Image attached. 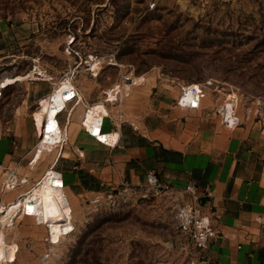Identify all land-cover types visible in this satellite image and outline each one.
Listing matches in <instances>:
<instances>
[{"label": "rangeland", "instance_id": "374dc122", "mask_svg": "<svg viewBox=\"0 0 264 264\" xmlns=\"http://www.w3.org/2000/svg\"><path fill=\"white\" fill-rule=\"evenodd\" d=\"M2 76L0 98L9 84L18 97L28 82L50 80L57 86L45 90L62 100L75 85L95 103L30 168L31 193L11 203L24 183L5 191L13 170L1 174L0 264H190L176 243L169 189L121 180L71 187L62 199L42 181L84 119L150 130L189 84L206 88L213 115L233 96L244 122H264V0H0ZM41 135L50 141L49 130ZM46 188L65 216L55 233L45 221Z\"/></svg>", "mask_w": 264, "mask_h": 264}, {"label": "crops", "instance_id": "0c3cea01", "mask_svg": "<svg viewBox=\"0 0 264 264\" xmlns=\"http://www.w3.org/2000/svg\"><path fill=\"white\" fill-rule=\"evenodd\" d=\"M5 79L0 77V89ZM46 82H28L18 97L11 92L14 84L1 90L0 177L10 169L19 179L25 178L24 184L11 192V203L31 193L36 174L30 170L39 166L48 152H54L56 145L48 149L44 139L41 142L40 127L49 130L54 139L62 131L69 135L82 117L81 107L90 110L95 103L86 97L85 102L81 91L82 99L65 102L54 94L57 83ZM50 84L55 85L52 92L45 90ZM47 96L50 100L34 110ZM210 102L206 97L195 110L173 106L165 120L150 130L137 127L132 131L122 124L107 129L105 124L102 131L104 119H84L83 131H78L67 147L71 151L63 150V144L52 163V170L62 174L65 187L53 177L54 171L42 182L62 199L71 187L81 191L121 180L137 184L146 180L151 170L174 187L194 182L220 233L208 250L210 264H264V122L243 120L242 125L227 130L216 113L213 115L211 106L215 104ZM42 112L48 116L43 123L36 119ZM86 127L111 145L119 142L103 144ZM34 136L39 137L36 150ZM64 163L71 168L65 169Z\"/></svg>", "mask_w": 264, "mask_h": 264}, {"label": "built area", "instance_id": "2783aa9c", "mask_svg": "<svg viewBox=\"0 0 264 264\" xmlns=\"http://www.w3.org/2000/svg\"><path fill=\"white\" fill-rule=\"evenodd\" d=\"M73 91L66 99L69 103L73 100L82 99L80 90L73 85ZM1 96V92H0ZM207 97L206 88L201 89L192 84L183 87L180 97L177 100V106L183 109L195 110L200 109L204 99ZM227 101V102H226ZM224 105L218 104L215 106L216 115L219 116L222 126L227 130H233L243 124V119L237 112L236 102L233 96H229ZM89 111V110H88ZM106 121L100 122V129L104 130ZM89 134L93 135L91 130L86 127ZM62 131V129H61ZM67 134V131L59 132ZM94 136V135H93ZM101 143L109 144L99 137ZM120 139V138H119ZM119 142V140H118ZM116 143V145L118 144ZM53 165H51L52 168ZM53 177L61 180V187L64 188V178L60 172L54 171ZM25 178H18L15 171L6 172L5 191L13 190L18 186V183L24 181ZM28 180V179H27ZM146 182L158 188H165L171 191V196L174 199L173 211L175 219L176 243L179 250L186 256L192 259L190 264H210L208 250L211 244L219 236L218 229L214 226L213 220L207 210L205 204L201 201L198 186L194 182H189L183 187H174L172 184L163 183L157 176L154 170H151L146 175ZM64 197L65 192H64Z\"/></svg>", "mask_w": 264, "mask_h": 264}, {"label": "bare ground", "instance_id": "6f19581e", "mask_svg": "<svg viewBox=\"0 0 264 264\" xmlns=\"http://www.w3.org/2000/svg\"><path fill=\"white\" fill-rule=\"evenodd\" d=\"M202 88V87H201ZM201 88H198V89H201ZM50 95V94H49ZM49 97V96H48ZM63 97V100L65 102L66 101V96L62 95ZM70 99V98H69ZM51 107V106H50ZM55 112V111H54ZM48 113V112H47ZM50 115H54V118L56 116V113H51ZM51 116V118H52ZM46 117H48L46 114H44V112L42 113H37L36 114V119L43 123L44 121H46ZM57 120V119H56ZM58 123V121H57ZM59 125V124H58ZM49 126V124L47 125V127ZM40 130H41V134L44 132L43 128L40 127ZM61 135V134H60ZM94 135V133H93ZM96 137H99L98 135H94ZM63 136H59L57 138H53V136L51 135V139L50 141L44 139L45 141V146L48 147V149H51L52 147H54L59 141H60V138H62ZM100 138V137H99ZM101 139V138H100ZM43 141V138L41 140V142ZM118 141V140H117ZM116 141V143H117ZM116 143L114 145H116ZM110 144V143H109ZM45 197L49 199V203H48V206L46 207V223L49 225V230L50 232L52 233H55L57 231H62L65 227L63 226L64 224V219H65V216H64V213L61 209V207H59L58 205H56L55 203L51 202L53 200V191L50 190V189H45ZM0 261H1V258H0Z\"/></svg>", "mask_w": 264, "mask_h": 264}]
</instances>
